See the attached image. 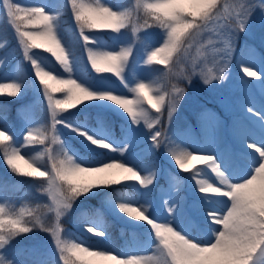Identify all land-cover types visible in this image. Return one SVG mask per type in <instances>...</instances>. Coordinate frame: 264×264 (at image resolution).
I'll return each instance as SVG.
<instances>
[{
  "label": "snow or ice",
  "instance_id": "snow-or-ice-1",
  "mask_svg": "<svg viewBox=\"0 0 264 264\" xmlns=\"http://www.w3.org/2000/svg\"><path fill=\"white\" fill-rule=\"evenodd\" d=\"M2 4L23 48V57L30 62L34 77L42 86L50 123L26 127V135L20 141L14 139L7 126L0 127V157L13 173L45 182L51 197L48 211L54 213V222L43 214L23 209L18 213L6 212L0 206V264H12L8 259L10 242L34 229L50 234L63 264H264V140L259 146L245 141L246 148L252 152L237 156L227 148L218 156L213 151L202 152L197 148L194 152L179 146L162 125L165 111L170 125L186 96V89L171 81L190 84L193 77L199 76L205 85H212L214 81L223 84L229 79L239 34L253 35L254 25L264 31V0H246L234 17L226 18L221 15L220 0H135L134 7L111 5L104 0H69L87 62L96 73L112 74L132 98L116 92L107 77L76 74L81 59L63 43L56 26L57 14L47 13L43 5L22 6L14 0H2ZM222 18L225 24L224 30L218 32L219 47L212 48L215 65L202 67L207 59L205 53L198 48L193 57L192 49ZM41 22L42 29L38 32L24 30ZM154 27L163 30L160 38L153 39V34L147 32L141 35L143 30ZM93 31L114 35L105 43L104 37L89 35ZM126 35L133 39L125 42ZM137 42L142 45L143 62L163 66V70L153 69L151 73L156 75L150 73L130 81L126 69ZM33 49L50 53L68 74L67 78L49 66L48 57L41 58ZM254 55V49L245 45L236 59L237 67L249 77H257V72L245 63ZM259 79L256 87L264 97V77ZM27 87L18 67L12 73H0V94L16 97L26 94ZM57 92L63 93V97L53 95ZM145 105L158 115L153 116ZM79 106L109 109L124 119L130 118L131 125L143 123L148 130L155 129L151 132L148 152L151 154L164 144L175 165L185 173L191 172V176L182 178L170 171L162 177L155 172L144 175L143 165L138 168L127 160L117 159L115 154L123 156L135 142L131 128L117 138L103 123L97 129L87 123L75 124L63 115L81 109ZM248 111L259 115V126L264 131V114L251 108ZM212 119L218 118L206 110L202 114V130ZM61 128L74 137L73 142L61 138ZM34 142L44 145L43 151L38 155L23 151ZM194 162L206 168L192 171ZM160 179L163 183L153 199L168 205L171 216L164 219L144 204L124 199L123 189L114 187L124 185L139 192L137 185L126 183L138 182L149 190L143 194L151 197L149 186ZM184 179L193 184L182 188ZM192 187L196 188L195 192L188 191ZM101 189L112 191L103 193L96 205L87 204L81 212L80 227L99 238L96 244L65 238L62 218L81 198H84L82 203H87L101 197ZM172 196L175 206L169 203ZM105 209L116 217L126 214L132 221L146 224L154 242V253L126 254L111 247L103 219L89 222L90 214L102 217Z\"/></svg>",
  "mask_w": 264,
  "mask_h": 264
},
{
  "label": "rangeland",
  "instance_id": "rangeland-1",
  "mask_svg": "<svg viewBox=\"0 0 264 264\" xmlns=\"http://www.w3.org/2000/svg\"><path fill=\"white\" fill-rule=\"evenodd\" d=\"M15 3H35V5H43L45 6V11L49 14H57L59 9L62 8L63 0H14ZM105 3L111 5H124L129 7L135 6V0H104ZM246 0H225L221 5V15L222 17H228L229 15L235 16L236 11L239 10V6L245 3ZM227 6V9L224 10V7ZM3 8L2 0H0V10ZM3 14H0V26L1 33L4 39L7 40V49L0 53V65L7 64L11 65L12 68L7 73H12L14 69L17 67L20 70V65L22 64V68L26 71L21 75V78L27 84V91L29 94V99L32 101V108L35 111V115L27 116L23 121L22 130L20 134L16 133L14 128L13 120H9L5 114L0 113V117H6L4 119H0V127L7 126L11 134H14L18 141L22 140L23 135H26V127L28 126H39L42 124L38 117H46L50 120V113L46 108V98H44L42 93V86H39L38 80L34 77V69L31 67L30 62L27 61L23 57V48L19 44L18 38L15 36L14 27H11V21L8 20L6 16V10L3 8ZM1 13V12H0ZM42 23V22H41ZM225 19H221L219 23L213 28L206 31L201 37L199 41V45H196L192 49V56L195 57L197 55L198 48L202 50L207 59L202 67L205 68H213L215 65V59L212 55L213 45L219 47L217 43L219 37L218 32L224 30ZM75 25L78 26L77 23ZM21 26L23 28V23L21 22ZM57 28L60 32L61 36L63 35L62 28L59 25V21L57 19ZM75 27V26H74ZM39 29V28H37ZM26 30V28L24 29ZM74 30V29H73ZM33 31V30H32ZM152 33L153 39H158L162 36L163 30L157 27L143 30L141 35L144 33ZM79 26L74 30V34H72V38L70 42L67 41V46L71 47H81V41L79 38ZM74 35V36H73ZM89 35L100 36L97 33L90 32ZM105 43L108 42L106 38ZM133 39L130 35H126L125 42ZM211 41L212 43H209ZM245 45H248L252 49H254L256 55H254L251 59L246 60L245 63L250 66L252 71L257 72V77H249L242 72V70L237 67L236 59L239 57L240 49ZM91 46V45H90ZM142 45L137 42L136 47H134V56L130 58L131 63L132 59L138 53V61L136 66L134 67L133 77L130 78V81H136L140 77H146L145 69L147 64H145L144 56L141 54ZM12 51L10 54L9 52ZM34 54L40 56L41 58L48 57L51 63L50 67L54 69V71H58V73L63 74L64 72L61 68L55 63L53 58L49 55H46L40 52L38 49L32 50ZM84 57V62L88 64L86 60V52L83 47L81 49ZM48 63V61H45ZM180 65L177 66V71L180 69ZM128 69H126L127 72ZM77 74V73H76ZM98 76V74H95ZM107 77L114 88V90L121 94H127L130 98H132L131 93H127L125 89L121 88L112 77ZM260 77H264V31H262L258 26L254 25L253 35L245 36L243 33H240L236 40V52L234 54V59L232 65L230 67V77L227 81L221 84L218 81H214L212 85H205L203 80L199 77H193L191 83L185 81L184 88L186 89V96L181 101L180 105L176 113L173 115L171 124L169 125L167 112L165 111L162 117V125L163 130L169 133V136L181 147H187L190 151H196L197 148L201 149V151H213L218 156L227 148H231L234 154L237 156L240 153L247 152L246 143L254 142L256 144H260L262 140H264V136L262 133L264 131L261 130L259 126V115L254 116L252 112H249L248 109L251 108L256 113L264 114V97L260 95V89L256 87L260 83ZM242 81H246L247 84L242 83ZM63 93H61L62 95ZM54 96L57 97L56 94L53 93ZM59 96V95H58ZM146 107H149L145 105ZM81 109H85V106H79ZM74 110H69V112L64 113L63 115L67 116L68 119H71L69 116ZM206 110H210L212 113H215V116L218 119H212L207 123V127L202 130V114L206 112ZM149 111L153 116L158 115L149 107ZM72 120V119H71ZM93 124L92 128H97ZM157 127H161V125H157ZM63 134V129H60ZM131 135L134 138L135 142L130 146L129 151L124 153L123 156L117 155V159L127 160L130 164H135L138 168H141L143 165L142 174L146 175L149 172H155L157 176H161L166 172L174 173L178 176L177 172H183L179 169L178 165H175V161L171 159L170 153L164 144L161 145L160 149L166 152V158L170 162L171 165L174 166L175 170L170 168V165L164 168V171L161 170L159 173L148 163L146 162H138V158L143 157L148 152V146L152 144L150 139L151 132L155 131V129L148 130L143 123L140 125H133ZM65 138V135H62ZM68 141V140H67ZM23 151L30 152L32 155L34 151L28 147L23 148ZM195 167L192 171H195L198 168H206V165L200 164L199 162H194ZM191 172H188L187 177L191 176ZM5 175L1 172V177ZM214 175V174H213ZM6 176V175H5ZM185 177V178H187ZM5 181V180H4ZM157 181L154 182V184ZM7 183V181H5ZM193 181L184 179L181 181V187H187L188 185H192ZM152 186V185H150ZM149 186V187H150ZM142 187V186H141ZM143 189V188H142ZM171 191H175L172 189ZM189 192H195L196 188H188ZM36 198L29 202L35 201L38 204V207L43 208V212L41 214L45 215L47 218H50L54 222V213L48 211V204L51 202V197L47 193L45 189V182L39 185V189L36 191ZM26 204L29 203L27 200L23 201ZM169 203L175 206V196H172V199ZM144 204V203H143ZM159 204V207H158ZM158 204L155 203L151 207H148L150 212H153L160 219H164L166 217L171 216L170 213L167 212V204L162 205L160 201ZM0 206L5 207L6 212H16L18 213L22 205H19V202H13L4 196L0 195ZM147 207V206H146ZM132 221V220H131ZM91 222V221H89ZM104 222V220H103ZM133 223H138L132 221ZM105 227V222H104ZM36 234V239H39L40 242L35 243V255H43L45 252L46 255L54 259V263L63 264V262L58 258L57 252L53 246V241H49L50 234L45 233L40 230H33L32 233H29L30 236ZM76 241L84 242V244H93L87 239H83L80 236H77ZM155 246L154 242L150 239L148 242L143 243L142 239L136 237L135 239V247L132 248L129 252H125L126 254H147L151 255L154 253ZM124 252V251H123ZM8 259L12 261V264H27L26 259L19 257L13 251V248L10 245L8 246Z\"/></svg>",
  "mask_w": 264,
  "mask_h": 264
},
{
  "label": "trees",
  "instance_id": "trees-1",
  "mask_svg": "<svg viewBox=\"0 0 264 264\" xmlns=\"http://www.w3.org/2000/svg\"><path fill=\"white\" fill-rule=\"evenodd\" d=\"M225 0H220V5L223 4ZM64 3H62V8L59 9L57 16L59 25L62 28L63 35L62 41L64 44L67 45V41L70 42V39L72 38V34H74V30L78 28L77 25H75L76 21L74 18V15L72 14L70 7H69V0H63ZM22 6H36L35 3L31 2H23L18 3ZM3 8L0 10V14L2 13ZM47 12V11H46ZM48 13V12H47ZM75 26V27H74ZM39 28V29H37ZM42 29V23H39L35 26H31L26 28L27 31L38 32ZM74 29V30H73ZM98 35L106 38L109 40V37L114 35L107 31H94ZM74 36V35H73ZM67 39V41H66ZM7 40L4 39L1 33V26H0V53L6 50L7 48ZM72 50H74L75 55L80 57L81 63L79 67V71L77 72V75L83 73L90 78L95 77H102V76H109L114 79V81L121 87L123 86L119 83V81L110 73H96L94 69L91 68L90 63L86 64L84 62L83 53L81 51V47H79V44L77 47H71ZM40 52L51 56L50 53L45 52L43 49H38ZM5 52V51H4ZM10 54L12 51L9 52ZM55 61V58L52 57ZM138 61V53L135 55V57L132 59L131 63L129 64V68L126 72V75H128L129 79L133 77V70L136 66ZM55 63L61 68L58 62L55 61ZM22 64L20 65V73L23 75L26 71L22 68ZM12 66L7 64L0 65V73H7L11 70ZM153 69H161L163 70V66L160 65H147L145 69L146 77L151 73V70ZM58 72V71H56ZM95 74H98L96 76ZM152 75H156L155 73H151ZM65 78H67V73L61 74ZM51 83V82H50ZM171 83H179L181 87L185 86L184 81H176L173 80ZM55 86V85H54ZM170 87V85H167ZM124 89V88H123ZM57 95V98L63 97L64 94L61 95L60 92L54 93ZM59 95V96H58ZM28 91H26V94H18L16 97H9L5 94H0V113L5 114L9 120H13L14 122V128L16 130V133L20 134V131L22 130L23 121L28 116L35 115V111L32 108V101L29 99ZM97 112H100L99 116L97 117ZM126 116V114H124ZM71 117L73 123L75 124H83L87 123L90 127L94 126L100 127V124L103 123L107 127L113 131L115 136L117 138H121L124 133L132 127L133 125L130 124V118L124 119L122 116L117 115L116 113L111 112L109 109H102L97 110L94 108H85V109H77L69 114ZM23 117V119L21 118ZM87 118V119H86ZM38 120L41 123H50V120L46 117L39 116ZM63 134L65 135V138L61 136L62 139H66L69 142L74 141V137L67 133V130L63 129ZM14 139L18 141V138L13 134ZM174 142V141H173ZM74 143H79V141H75ZM28 148L32 149L34 151L35 155H38L39 152L43 151L44 145L39 144L38 142H34L27 146ZM166 152H163L160 148L156 149L153 153L147 154L143 157L138 158V162H146L149 165H151L157 173L159 171L164 170V167L167 166L170 162L166 159ZM172 169H174V166H172ZM1 172L4 173L1 177ZM180 177H184L186 174L184 172L179 173ZM163 174L160 176L162 177ZM7 183H5V181ZM43 183L42 179L38 178H30V177H21L16 173H13L8 166L4 163L2 157H0V195L4 196L5 198L13 201V202H19V205H22L21 210L23 209L25 212H33L36 214H41L43 212V208L38 207V204L35 203V201L29 202L31 200H34L36 196V191L39 189V185ZM127 184H135L140 189V191H136L134 188H125L124 185L120 186H114L116 188L123 189L124 196L123 198L128 200H136L140 203H144V206L151 207L155 200L153 199L156 197L157 192L159 190L160 184L163 183V180H158L154 185L150 186L149 189L151 191V197L148 195H144L143 193H147L148 189H142L141 186L138 185V182H126ZM101 192V197L92 198L87 201V203H82V200L84 198H81V201H77V203L74 205L73 209L62 218V227L64 229V236L67 239L76 240L77 236H80L83 239H87L90 242L96 244V241L99 239L97 237H94L92 234L87 233L80 227L81 223V212L87 207V204L96 205L98 203V199L103 198V193L105 192H111L112 189H101L99 190ZM28 201L29 203H24L23 201ZM20 210V211H21ZM122 218L114 216L108 209H105L102 217H98L95 215L90 214L89 221L96 222L98 219H103L105 222V230L108 232V241L107 243L117 249L122 250L125 252H128L131 248L135 247V239L136 237L139 239H142L143 242H147L148 240V226L144 224L143 222L133 223L130 217H127L126 214H121ZM40 242L39 239H36V234L30 236L29 233L21 234L20 236L16 237L14 240H12L11 246L13 248V251L15 254H17L19 257L25 258L27 264H56L54 263V259L49 257L48 255L43 253V255H35L34 256V250H35V243ZM51 240V237L49 239ZM84 243V242H83Z\"/></svg>",
  "mask_w": 264,
  "mask_h": 264
},
{
  "label": "bare ground",
  "instance_id": "bare-ground-1",
  "mask_svg": "<svg viewBox=\"0 0 264 264\" xmlns=\"http://www.w3.org/2000/svg\"><path fill=\"white\" fill-rule=\"evenodd\" d=\"M263 136H264V133H262ZM260 144H257V146H259ZM253 150L252 149H247V152H252Z\"/></svg>",
  "mask_w": 264,
  "mask_h": 264
}]
</instances>
